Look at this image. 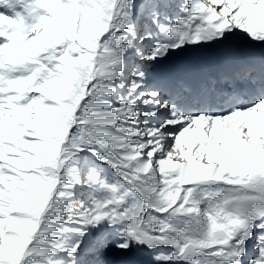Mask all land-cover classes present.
Instances as JSON below:
<instances>
[{
	"label": "snow or ice",
	"instance_id": "1",
	"mask_svg": "<svg viewBox=\"0 0 264 264\" xmlns=\"http://www.w3.org/2000/svg\"><path fill=\"white\" fill-rule=\"evenodd\" d=\"M0 264H264V0H0Z\"/></svg>",
	"mask_w": 264,
	"mask_h": 264
}]
</instances>
